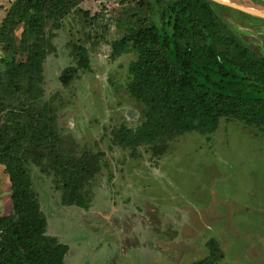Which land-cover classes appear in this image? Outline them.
Here are the masks:
<instances>
[{
    "label": "rangeland",
    "instance_id": "obj_1",
    "mask_svg": "<svg viewBox=\"0 0 264 264\" xmlns=\"http://www.w3.org/2000/svg\"><path fill=\"white\" fill-rule=\"evenodd\" d=\"M13 1L0 0V23ZM138 1L83 0L50 30L55 35L43 62L42 100L54 110L61 146L70 154L102 155L86 187V209L62 205L52 175L29 167L46 233L68 245L64 264H191L208 255L211 238L221 254L215 264H264L263 133L221 118L214 131L180 134L158 155L148 145L131 149L112 141L114 130L135 129L143 118L142 105L125 87L135 54L111 52L125 23L135 19ZM230 1L264 10L255 0ZM219 14L264 56L263 18L225 9ZM74 44L87 48L89 69L62 85L61 71L76 64ZM4 53L0 45V58ZM10 209L0 164V216Z\"/></svg>",
    "mask_w": 264,
    "mask_h": 264
},
{
    "label": "trees",
    "instance_id": "obj_2",
    "mask_svg": "<svg viewBox=\"0 0 264 264\" xmlns=\"http://www.w3.org/2000/svg\"><path fill=\"white\" fill-rule=\"evenodd\" d=\"M82 1L14 0L0 23V45L7 52L0 58V164L11 201L10 212L0 216V264H64L68 245L46 233L31 165L52 175L62 205H89L86 187L102 154L65 150L54 110L42 100L43 62L55 35L50 30L59 28ZM219 9L254 17L212 0L138 1L131 14L135 19L125 23L111 52L135 54L125 87L142 105L143 118L135 129L114 130L115 144L131 149L148 145L158 155L180 134L214 131L221 118L264 134V56L249 49ZM73 49L76 64L61 71L62 85L79 69H89L87 48L74 44ZM21 52L24 59L17 58ZM207 246L208 255L191 264H215L221 256L215 240Z\"/></svg>",
    "mask_w": 264,
    "mask_h": 264
},
{
    "label": "water",
    "instance_id": "obj_3",
    "mask_svg": "<svg viewBox=\"0 0 264 264\" xmlns=\"http://www.w3.org/2000/svg\"><path fill=\"white\" fill-rule=\"evenodd\" d=\"M212 1L219 3L221 5L233 8L235 10H239V11L244 12L246 14L264 19V10L263 9H259V8H255V7H251V6H245L242 4L232 2L230 0H212ZM261 1L264 2V0H261Z\"/></svg>",
    "mask_w": 264,
    "mask_h": 264
}]
</instances>
